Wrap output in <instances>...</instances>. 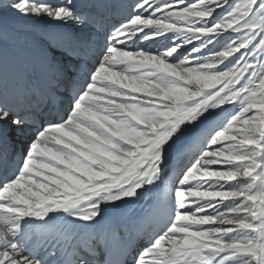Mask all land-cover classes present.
<instances>
[{
	"label": "snow or ice",
	"instance_id": "1",
	"mask_svg": "<svg viewBox=\"0 0 264 264\" xmlns=\"http://www.w3.org/2000/svg\"><path fill=\"white\" fill-rule=\"evenodd\" d=\"M0 264H264V0H0Z\"/></svg>",
	"mask_w": 264,
	"mask_h": 264
},
{
	"label": "bare ground",
	"instance_id": "2",
	"mask_svg": "<svg viewBox=\"0 0 264 264\" xmlns=\"http://www.w3.org/2000/svg\"><path fill=\"white\" fill-rule=\"evenodd\" d=\"M170 157L172 159H174L175 158V152L171 153L170 154ZM148 200L147 201L141 200V201L137 202L136 204H134V205L131 206V208L129 209V211L130 212H132L133 210L136 211V212H139L140 210L147 211V209L149 208V206H148Z\"/></svg>",
	"mask_w": 264,
	"mask_h": 264
},
{
	"label": "rangeland",
	"instance_id": "3",
	"mask_svg": "<svg viewBox=\"0 0 264 264\" xmlns=\"http://www.w3.org/2000/svg\"><path fill=\"white\" fill-rule=\"evenodd\" d=\"M43 27V26H42Z\"/></svg>",
	"mask_w": 264,
	"mask_h": 264
}]
</instances>
